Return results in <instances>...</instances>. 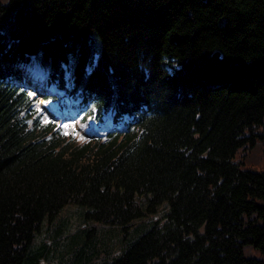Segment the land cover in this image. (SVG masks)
Masks as SVG:
<instances>
[{"label": "trees", "instance_id": "16d2710c", "mask_svg": "<svg viewBox=\"0 0 264 264\" xmlns=\"http://www.w3.org/2000/svg\"><path fill=\"white\" fill-rule=\"evenodd\" d=\"M263 131L264 0H0V264H264Z\"/></svg>", "mask_w": 264, "mask_h": 264}, {"label": "rangeland", "instance_id": "374dc122", "mask_svg": "<svg viewBox=\"0 0 264 264\" xmlns=\"http://www.w3.org/2000/svg\"><path fill=\"white\" fill-rule=\"evenodd\" d=\"M21 67L25 71L24 81L28 83L30 82V85L27 86L28 89L30 88L29 86H34L33 89H29V90L31 91L33 96H36L38 111L42 112V115L44 114V119L47 120L52 119L56 121V123H58V125L62 127L65 133L73 134L74 136L79 137V139L81 140L89 138L91 134L84 128V126L80 125V123L77 122L76 118L68 116L69 113L57 114L49 109L48 102L44 101L43 96L45 94L50 93L51 90L55 92L57 88L54 86H50V84L46 83L47 82L46 71L42 69L38 64H36V66L32 68L26 65L25 66L22 65ZM52 94L59 95L61 93L56 92ZM262 133L264 134V131ZM259 140H264V139L259 138ZM244 153L247 154L248 157H255V159L259 161L256 164V168H258L259 170H264V155L261 150H254L253 148L244 149L242 147L237 152L235 160H238L240 157H242V154ZM109 229H110L109 227L104 228V235L107 234L118 240L116 236L117 232L115 230L109 231ZM48 232L49 229L46 231L44 230L42 232V236L46 235ZM245 255L247 257H256V258L264 259V253L250 245L245 246Z\"/></svg>", "mask_w": 264, "mask_h": 264}, {"label": "water", "instance_id": "95a60500", "mask_svg": "<svg viewBox=\"0 0 264 264\" xmlns=\"http://www.w3.org/2000/svg\"><path fill=\"white\" fill-rule=\"evenodd\" d=\"M218 57H219V53L218 52L214 53L213 58L218 59Z\"/></svg>", "mask_w": 264, "mask_h": 264}]
</instances>
